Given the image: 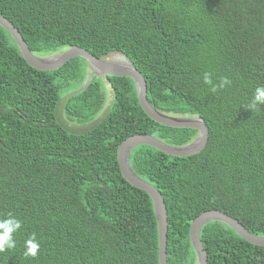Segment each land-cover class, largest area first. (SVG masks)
<instances>
[{"label":"trees","instance_id":"1","mask_svg":"<svg viewBox=\"0 0 264 264\" xmlns=\"http://www.w3.org/2000/svg\"><path fill=\"white\" fill-rule=\"evenodd\" d=\"M0 16L20 32L30 51L47 57L78 47L96 58L122 54L147 83L158 112L200 117L209 138L199 153L180 158L150 146L129 155L132 172L162 195L167 210V264H196L192 222L210 211L238 221L264 238V105L246 110L264 86V0H0ZM78 57L54 71L23 58L0 26V220L22 223L16 248L0 264H159L153 201L128 183L119 146L138 135L184 147L194 129L166 127L141 108L131 78L86 80ZM210 73L232 83L215 95L203 83ZM84 133L66 130L56 117ZM35 233L38 258L25 259ZM200 240L208 264H264V247L221 222L206 224Z\"/></svg>","mask_w":264,"mask_h":264},{"label":"water","instance_id":"2","mask_svg":"<svg viewBox=\"0 0 264 264\" xmlns=\"http://www.w3.org/2000/svg\"><path fill=\"white\" fill-rule=\"evenodd\" d=\"M0 26L3 27L13 38L18 45L25 61L34 69L39 71H54L65 65L67 62L75 59L82 58L86 61L87 65L93 69L89 79L84 83L82 90L86 89L93 79L99 77H125L131 78L136 85L138 100L143 111L155 122L166 127L178 129H194L198 131V136L195 140L184 147H173L166 145L158 139L150 135H138L127 139L123 142L118 149V162L121 173L124 179L137 189L144 191L150 196L153 201V207L158 222L159 233V264H167V210L164 199L161 193L150 185L148 182L137 177L131 170L129 165V155L132 150L138 146H150L166 155L173 157H190L199 153L206 146L209 138L208 128L204 121L197 116L180 117L171 116L154 109L147 100V83L144 77L135 69L127 57L118 54L120 58L127 61L131 69L126 67L122 68L120 65H110L106 61L107 55L102 58H96L86 50L78 47L69 48L66 52L61 54H52V56L38 57L34 55L28 48L27 43L15 28V26L8 20L0 16ZM210 222H221L232 228L241 238L248 243L255 246L264 247V238L251 235L238 221L229 217L228 215L218 212L210 211L203 213L197 217L190 227V239L194 247L197 261L196 264H208V259L202 242L200 240V233L202 228Z\"/></svg>","mask_w":264,"mask_h":264},{"label":"clouds","instance_id":"3","mask_svg":"<svg viewBox=\"0 0 264 264\" xmlns=\"http://www.w3.org/2000/svg\"><path fill=\"white\" fill-rule=\"evenodd\" d=\"M203 83L209 86L210 92L215 95L218 91H223L226 87L231 85V81L226 77H221L218 84H214L210 73H205L203 76ZM258 105H264V86L255 89L253 99L246 106V110L255 112L258 110ZM22 228L20 220L13 217L11 213L8 218L0 220V253H5L8 250H14L16 243L14 235ZM26 251L23 253L25 259L38 258L40 253V244L37 242L35 233H33L25 241Z\"/></svg>","mask_w":264,"mask_h":264},{"label":"rangeland","instance_id":"4","mask_svg":"<svg viewBox=\"0 0 264 264\" xmlns=\"http://www.w3.org/2000/svg\"><path fill=\"white\" fill-rule=\"evenodd\" d=\"M68 49H65V50H62V51H59L58 53H55V54H61V53H64L66 52ZM52 56V55H50ZM112 57H119L118 54L114 53V54H111L107 59L106 61H111L112 60ZM120 58V57H119ZM111 59V60H110ZM122 60L124 61V59L122 58ZM85 69L87 70V75H86V80L85 82L89 79V76L91 73H93V69H91L88 65L85 67ZM100 79H104V77H99ZM84 82V83H85ZM109 83L107 81L104 80V82H102V90H103V93L105 95V105H104V108L103 110L97 115V117L95 118L94 121H92L91 123L87 124V125H77L76 123H73L71 122L70 120H68V118L65 116V113H64V103L67 99V97L69 95L72 94V92H70L69 94L65 95L61 101L59 102L58 104V107H57V110H56V117H57V121L66 129L68 130L69 132H72V133H84V132H87L88 130H90L91 128H93L100 120H102L104 118V116L107 114L111 104H112V92H111V89L108 85ZM189 118V116H188Z\"/></svg>","mask_w":264,"mask_h":264},{"label":"bare ground","instance_id":"5","mask_svg":"<svg viewBox=\"0 0 264 264\" xmlns=\"http://www.w3.org/2000/svg\"><path fill=\"white\" fill-rule=\"evenodd\" d=\"M111 60V59H110ZM109 62V61H107ZM110 65H120L122 66V68L126 67L127 69H131L129 67V64L127 61H123L122 58H119V57H112V60L109 62ZM125 69V68H124Z\"/></svg>","mask_w":264,"mask_h":264},{"label":"flooded vegetation","instance_id":"6","mask_svg":"<svg viewBox=\"0 0 264 264\" xmlns=\"http://www.w3.org/2000/svg\"><path fill=\"white\" fill-rule=\"evenodd\" d=\"M108 58V57H107ZM87 125V124H86Z\"/></svg>","mask_w":264,"mask_h":264}]
</instances>
